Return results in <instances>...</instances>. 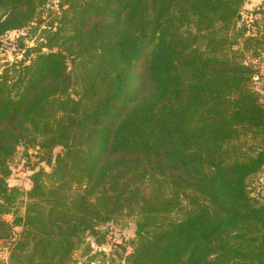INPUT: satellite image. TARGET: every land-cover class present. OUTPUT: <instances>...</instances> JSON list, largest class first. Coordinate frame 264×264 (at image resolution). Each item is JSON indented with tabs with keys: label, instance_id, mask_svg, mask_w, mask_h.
<instances>
[{
	"label": "trees",
	"instance_id": "trees-1",
	"mask_svg": "<svg viewBox=\"0 0 264 264\" xmlns=\"http://www.w3.org/2000/svg\"><path fill=\"white\" fill-rule=\"evenodd\" d=\"M245 1L64 0L57 30L0 72L8 264H77V245L102 244L99 229L119 218L135 224L128 264H264V203L247 188L264 167V105L254 66L224 54L240 40L242 53L261 51L264 3L247 36ZM50 2L0 0V48ZM19 147L61 151L32 174L25 214L9 224Z\"/></svg>",
	"mask_w": 264,
	"mask_h": 264
},
{
	"label": "rangeland",
	"instance_id": "rangeland-1",
	"mask_svg": "<svg viewBox=\"0 0 264 264\" xmlns=\"http://www.w3.org/2000/svg\"><path fill=\"white\" fill-rule=\"evenodd\" d=\"M263 3L264 0H246L240 10L237 26H245L249 30L247 36L254 34L253 24L260 18L257 12L262 9ZM61 4H64V0H51L31 27L10 31L2 38L0 72L7 64L21 60V54L24 55V51L29 50L34 55L38 46H40V34L45 35L47 32L57 30L59 27L57 14ZM263 34L257 33L256 36L260 37ZM262 40L264 41V39ZM242 45L243 40H240L238 45H234L232 49L224 52V54L232 58L238 57L239 60L250 62L254 66L257 74L253 77L252 88L258 95L260 103L264 105V42H260L261 51L257 53V56L252 55L251 52L242 53L239 49ZM89 67L90 65L86 62L78 63L76 67H73L76 74L74 78L75 90L78 91L80 87V80L77 75H80ZM60 151L61 148L57 147L46 154L43 151L37 152L36 149L19 147L8 161L10 175L7 179V185L9 188L20 190L23 195L16 200L12 213L2 216L4 222L10 224L13 214L20 217L24 216L28 202L24 194L31 188L32 174L40 168L49 172L50 165L46 162ZM247 188L252 198L264 203V167L247 180ZM99 230L106 232L103 243L97 245L91 235L86 236L83 242L73 250L71 254L72 262L83 264L93 258V264H128L127 257L133 250L132 242L135 239L134 221L130 218H119L106 223ZM11 248L10 239L0 241V264H8Z\"/></svg>",
	"mask_w": 264,
	"mask_h": 264
},
{
	"label": "water",
	"instance_id": "water-1",
	"mask_svg": "<svg viewBox=\"0 0 264 264\" xmlns=\"http://www.w3.org/2000/svg\"><path fill=\"white\" fill-rule=\"evenodd\" d=\"M237 18H239V16Z\"/></svg>",
	"mask_w": 264,
	"mask_h": 264
}]
</instances>
